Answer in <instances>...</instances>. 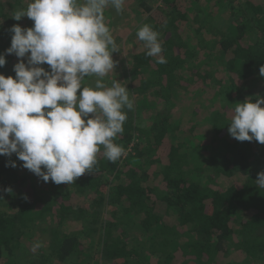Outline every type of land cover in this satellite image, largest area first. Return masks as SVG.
<instances>
[{
	"label": "trees",
	"instance_id": "trees-1",
	"mask_svg": "<svg viewBox=\"0 0 264 264\" xmlns=\"http://www.w3.org/2000/svg\"><path fill=\"white\" fill-rule=\"evenodd\" d=\"M25 3L0 0V54L13 25L34 26L13 19ZM135 3L131 12L159 34L167 63L130 40L118 77L134 108L114 140L126 155L111 162L101 146L91 173L70 185L0 155V264H264V189L255 184L264 145L228 132L235 104L264 97V0ZM104 15L113 37L130 24L125 12ZM6 61L0 74L15 77L19 58ZM211 93L207 105L194 102ZM135 98H153L152 119H137ZM36 241L44 246L33 252Z\"/></svg>",
	"mask_w": 264,
	"mask_h": 264
},
{
	"label": "clouds",
	"instance_id": "clouds-1",
	"mask_svg": "<svg viewBox=\"0 0 264 264\" xmlns=\"http://www.w3.org/2000/svg\"><path fill=\"white\" fill-rule=\"evenodd\" d=\"M124 3L29 0L26 9L14 11V20L28 17L34 26L13 25L11 46L0 54V67L6 65V55L19 58L13 68L15 77L0 74V155L10 158L16 154L23 168L57 185H70L91 173L101 146L111 162L126 155L114 140L123 133L125 109L133 110L134 100L124 82L114 80L109 85L104 80L115 70L113 53L118 52L104 12L109 5L122 11ZM158 35L148 24L137 31L147 56L165 64ZM259 73L264 77V65ZM88 77L96 79L86 85ZM235 105L230 136L264 145V97ZM6 166L18 165L10 160ZM255 184L264 189V171L257 174ZM43 246L36 241L31 250Z\"/></svg>",
	"mask_w": 264,
	"mask_h": 264
},
{
	"label": "rangeland",
	"instance_id": "rangeland-1",
	"mask_svg": "<svg viewBox=\"0 0 264 264\" xmlns=\"http://www.w3.org/2000/svg\"><path fill=\"white\" fill-rule=\"evenodd\" d=\"M29 0H26L25 5H28ZM136 0H125V3L123 5V10L122 11H117L113 6L109 5L108 7H106L105 9V13L108 14L110 13L111 16L114 17V15L116 16V14L121 13V12H125L127 16H125V21L127 22V19H129V21L127 23H130L128 26H125V31L120 30V28L118 29V31L116 32V35L114 36V39L118 45L117 51L116 53H113V60L116 62V67L115 70H113V73H109L107 78H106V83L107 84H111L112 81L114 80H118L120 81V76L118 77L120 71H122V67L121 65L125 62L126 60H124V58H127V56L130 55L131 50L135 49V45L139 42V39L137 37V31L138 29L144 25V16L140 17V16H135L131 11L133 9H135V3ZM203 4H205V2H203ZM118 17V16H116ZM26 19L23 20V24H25L24 21L28 20V17H24ZM34 22V21H33ZM106 22V19H105ZM113 23H116V20L112 21ZM143 23V24H142ZM123 27V26H122ZM187 29L186 33V37L188 34L192 33V30ZM135 31V32H134ZM190 37V35H189ZM130 40H132L134 44H131ZM45 70H49L50 66H48L47 64H45ZM213 68V67H212ZM213 69H216L215 72H219V70L222 68L220 67H214ZM223 71V70H222ZM117 76L118 78H115L114 76ZM260 81H264V80H260ZM94 82V80H93ZM88 83V82H87ZM90 84H92V82L90 81ZM213 93H211L208 96H203L200 97L199 99L197 97H193L194 102H196L197 106H205L208 104V101L211 102V98ZM205 97V98H204ZM206 99H210V100H206ZM134 100V99H133ZM139 100V101H138ZM144 101H142V99H137L135 98V101H138V103L136 104V106L138 107L137 111H138V115H137V119L139 120L140 118L142 119V122L145 123L147 121H149L150 119H152L153 116V112L156 111L157 109V104L156 102L153 100V98L150 99H143ZM180 100V99H179ZM91 116V114H90ZM43 184V183H42ZM222 186H226L224 183ZM2 189V187H0ZM44 189V188H43ZM137 231L133 232L134 235H140L141 239H143V241H147L148 239V235L143 232L142 230H140L139 228H136Z\"/></svg>",
	"mask_w": 264,
	"mask_h": 264
}]
</instances>
